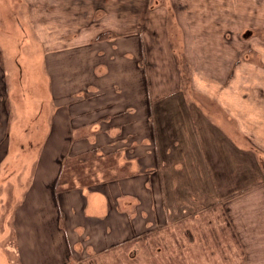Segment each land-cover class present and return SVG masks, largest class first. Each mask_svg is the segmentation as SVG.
Wrapping results in <instances>:
<instances>
[{
  "label": "rangeland",
  "instance_id": "1",
  "mask_svg": "<svg viewBox=\"0 0 264 264\" xmlns=\"http://www.w3.org/2000/svg\"><path fill=\"white\" fill-rule=\"evenodd\" d=\"M239 4L242 9L238 7ZM235 9L240 14H235ZM213 23L216 33L208 31L209 25ZM135 33L145 36L141 38L147 42L148 52H152L161 64L163 75L169 76L170 72L179 71L180 60H187V51L192 66L183 65V76H215L217 81H221L215 82V93L221 87H228L229 83L230 89L236 87L239 90L237 94L243 102H237L238 105L247 108L254 118L249 125L244 123V128H238L240 124L234 115H231L230 110L223 109L216 98L211 101V97L196 86L189 88L204 106H208L215 121L225 128L222 130L227 134L216 129L214 137L224 133L231 138L233 145L235 142L240 148L237 150L234 145L231 146L232 150L236 149V153L238 151L248 156L249 159L244 164L241 163L242 170L248 175L247 184L258 183V175L264 177V133H258L256 128L260 119H264V0H0V72L1 68L7 72L4 75L7 76L4 79L5 97L0 98V106H6L10 117L17 118V130H13L12 135L8 130L11 144L8 142L4 146L17 149L21 160L34 158L37 154V148L46 133L47 104L42 101L38 107L41 114L36 116L39 118L37 127L31 126L28 120L22 122L18 117L24 111V92L38 90L33 94L32 101L45 95V57L48 52L62 49L67 43L81 44L80 47L86 50L90 60L95 58L96 62L101 60L99 57L113 56L117 66L115 62L118 60L125 63L121 53L126 55L128 36L133 38ZM107 64L109 62L102 65L103 68L98 65L101 72L94 75L103 76L108 71H102L107 68ZM112 65L113 61L108 69ZM226 76H230L228 80L223 79ZM55 77L60 85L63 77ZM203 83L208 82L204 79ZM122 85L117 82L112 93L117 94ZM78 87V82H72V90ZM156 87L161 89L163 95L160 96H169L174 91L175 76L171 74L167 81H157ZM94 89H88L90 95L79 92L80 96L67 99L58 97L57 101L65 100L70 103L76 100L75 112L83 110L85 106L96 109L110 103L112 94L98 96L93 94ZM222 90L217 91L216 95L222 93ZM97 93L101 92L97 90ZM86 98L88 100L85 102L88 103L82 104V100ZM26 106L30 108L32 103L27 102ZM117 109L112 107L109 110L114 113ZM103 114L104 110L99 111L98 117ZM59 116L62 117L61 112ZM95 117L97 116L90 114L80 120L87 123ZM125 118L119 117L118 121ZM115 122L116 119L111 118L108 123L102 122L99 129L103 131L105 125ZM73 132L75 134L74 129ZM154 134L156 136L155 131ZM61 136L60 130L57 136L60 145L65 142L61 140ZM77 136L83 137L84 133L80 132ZM104 137L105 134L99 136L103 141ZM136 137L133 139L136 142L135 150L141 155L148 145L142 146ZM191 137L189 130L188 139ZM123 142L97 146L86 151H71L69 156L60 161V165L57 151L52 150L50 154L51 145L47 144L38 169V179L35 187L31 188V200L18 210L16 230L21 238L19 249L24 264H58L59 253L65 254V248L57 237L52 245L49 240H53L54 233L42 224V220L51 217L46 209L45 199L55 167L58 165L60 168L53 182L56 190L75 186L96 189L101 188L98 187L101 185L105 189L119 191L114 185H106L105 181L123 173L125 163L119 158L121 153H118L126 152ZM156 147L158 148L157 145ZM254 155L257 157L256 167L251 161ZM152 158L153 155L148 156L144 164L152 161ZM23 161L26 160L19 161L18 165ZM159 163L163 164L158 161ZM187 168L188 173L193 176H181L180 172L176 178L175 172L173 175L155 170L156 173L148 175V182L142 176L127 180V190L139 195H124L119 202V209L125 210L129 216L128 225L124 215L115 212L113 216L115 220L121 219L123 236L131 235L130 241L120 244L118 248L104 251L92 248L90 251L86 247L88 240L92 247H98L99 242L102 245L105 241L103 231L98 229L99 225L91 227L85 221L79 223V219L73 217V227L82 230L76 237L84 238L87 242H76L77 246L75 244L66 264H238L242 247L240 241L237 245L234 238L239 237L241 231L251 232L254 226L258 231L263 229L264 188H250L226 196L221 193L220 196L199 186L206 181L194 176L192 164L188 163ZM251 169L255 171L250 176L248 172ZM11 170L10 166L1 177ZM211 188L210 186V190ZM4 196H0V217L9 223L16 213L14 183H9L4 189ZM151 199L153 204L149 207ZM245 223L251 227L249 230ZM83 225L87 226V230ZM96 230L99 235L94 234ZM85 231L89 233L86 237ZM13 234L14 229L12 236L8 237L11 246L14 244ZM250 241L246 234L243 235V243H252ZM11 251L12 256L19 258L16 249ZM97 252L101 254L96 256ZM50 258L53 259L50 261ZM13 259L9 260L10 264H18ZM21 261L20 259L19 263L23 264Z\"/></svg>",
  "mask_w": 264,
  "mask_h": 264
},
{
  "label": "crops",
  "instance_id": "2",
  "mask_svg": "<svg viewBox=\"0 0 264 264\" xmlns=\"http://www.w3.org/2000/svg\"><path fill=\"white\" fill-rule=\"evenodd\" d=\"M238 7L242 9L240 4ZM234 13L240 14L236 9ZM213 25L214 23L209 25L208 31L216 33L217 31L213 29ZM141 36L145 37L140 33L133 34V38L128 36L126 55L124 56L121 53V56L126 61L124 63L118 60V62H115L117 66L114 64L116 60H113V56H109V58L105 56L99 57L103 61L94 62L95 58L90 60L86 50L80 47L81 44L67 43L61 47L62 49L47 53L45 57L47 69L45 95H40L41 97H37L40 98L39 100L32 101L33 94L38 90L29 91L28 93L24 92V111L18 117L22 122L28 120L31 126L37 127L39 118L36 116L41 114V111H38V107L43 103L42 101L47 104L45 108L47 119L46 133L42 143L37 148L38 151L34 158L22 159L28 161L27 164L26 161H23L18 165V162L22 161L21 156L18 158V155H20L18 150L10 148V146H4L8 142L11 144L8 130H10L11 135L13 130H17V118L10 117L6 112V106H0V177L6 169L10 166L12 167L10 172H6L0 178V196H4V189L8 187L9 183H14L16 196L15 219L13 217L8 223L0 217V220H2L0 225V264H10L9 260L12 258L18 264H20V259L23 263V255L19 249L21 238L18 230H16L18 210L20 206L31 200V188L32 186L35 187V182L38 179V169L47 144L51 145L50 154L52 150L54 152L55 150L57 151L59 165L60 161L71 154V151H86L97 146H111L119 141H124V148H127L126 152H118L121 153L119 158L121 157L125 163L122 175L110 181H105L106 185H114L119 191H113L108 187V189H105L101 185L98 186L101 188L96 189H84L86 188L84 186H75V188H57L56 190L53 182L60 168L58 165L55 167L50 189H47V199H45L46 209L51 214V217L42 220V224L46 226L48 231L50 230L54 233V236H52L53 240H49L52 245L55 244L54 239L57 237L65 248V254L59 253V259L57 257L58 264H66L68 262L76 242H87L84 238L82 240L76 237L82 230L78 227H73V217H76L77 220L79 219V223L85 221L91 227L99 225L98 229L103 231L105 241L102 245L99 242L98 247L95 245L92 247L91 241L88 240L89 243H87L86 247L88 246L90 251L92 248L95 251L111 250L118 248L120 244L130 241L131 235L123 236L124 229L120 227L121 219L115 220L113 217L115 212L118 215H124L125 220H127L126 224H129L127 212L125 210L121 211L118 207L122 196L137 197L139 195L127 190V180L129 179L135 180V177L142 176L145 177L144 181L148 182V175L156 173L155 170H160L161 172L163 170L164 173H172L173 175V172H175L176 178L179 177L178 174L180 172L181 176H193L188 173L187 164L190 163L195 171L194 176L198 180L206 181L204 185L200 184L199 186L207 188V192L211 191L218 195L222 193L225 194L223 196H226L227 194L244 192L250 188H264L263 175H258V183L247 184L246 177L248 175H246V171L242 170V165L249 159L248 156L238 151L237 153L235 152L236 149H240L235 142L236 149H231V146L234 147V145L231 142V138L224 134L226 132L222 129L225 128L215 121L213 113L210 112L208 106H204L189 88L194 85L198 90L210 96L211 101H215L213 98H216V101L220 103L223 109L230 110L231 115H234L233 117L240 124L238 128H244L243 124L249 125L254 118L249 114L247 108L238 105L237 102H243L237 94L239 90L236 87L230 89L231 85L229 83L228 87L217 89L219 92L224 88L222 93L216 95L218 92L216 91L215 93V82L220 83L221 81H217L215 76H183V65L192 66V61L188 59L187 51V60L184 62L182 59L180 60L179 71L170 72L169 76L163 75L161 64L153 56L152 52H148L149 46ZM97 49H99V46ZM90 52L92 51L90 50ZM111 61H113V65L111 69H108ZM107 62H109L107 68L102 71H108L103 76L101 74L100 76H95L94 74L101 72L100 68H103L102 65ZM98 65L101 67L98 68ZM0 73L2 81L1 98L5 97L6 86L4 79L7 76L4 75L7 72L4 68H1ZM171 74L175 76L174 91L169 96L167 94L160 96L163 94L161 89L158 90L156 87V82L160 80L163 82L167 81ZM55 76L63 77L60 85L57 84L58 81ZM229 77L226 76L223 79L228 80ZM204 79L208 83H203ZM72 82H78L80 87L72 90ZM117 82L123 85L119 86V92L114 94L112 92L115 90ZM224 83L225 81L222 82V84ZM91 88H95L93 94L96 93L98 96L104 97L112 94L110 103L96 109L92 108L93 110L85 106L83 110L75 112L76 100L70 103L69 101L65 102V100L63 102L57 101L58 97L67 99L80 96L78 95L79 92H85V95H90L91 93L88 92L90 91L88 89ZM97 90L101 93H97ZM156 99H158V102H156ZM86 100L88 99L82 100V104L88 103L85 102ZM27 102L32 103L30 108H27ZM166 103L169 105H166ZM112 107H117L118 109L114 113H110L109 109ZM102 110L105 111V114L98 117V112ZM60 112L62 117L59 116ZM2 114H4V117H2ZM90 114L97 117L87 123L80 120L82 117L90 116ZM34 115L36 118H34ZM119 117L126 118L118 121ZM111 118H115L116 122L105 125L104 130L101 131L99 129L101 123H108ZM256 128L258 133H264V119H260L258 124H256ZM125 129L127 130L125 131ZM140 129L142 131H137ZM216 129L224 132L217 138L213 134ZM60 130L62 133L61 140H65L64 144L61 143V145L57 142ZM121 130L124 132L121 133ZM189 130L192 135L190 139H188ZM80 132L84 133L83 137L77 136ZM101 134H105L104 141L99 138ZM140 134L143 136L141 137ZM135 137L140 140L142 146L148 145L141 155L135 150L136 142L133 140ZM156 138L158 142L155 140ZM15 144L13 141L14 146ZM79 145L82 147L79 148ZM152 155V161L144 164L145 159ZM158 161L163 162V164H158ZM251 161L256 167L257 157L255 155L251 157ZM254 171L251 169L248 172L249 175H253ZM210 186L212 187L211 190ZM143 187H146V185L143 184ZM121 188L123 189L121 190ZM152 204L153 200L150 202L149 207ZM108 220H110V223H108ZM254 221L256 222V219ZM262 223L264 225V221ZM244 225L248 230L251 228L247 226V223ZM84 227L87 230V226ZM13 229L15 230V234H13V246L15 248L9 244L8 239L10 235L12 236ZM97 233L98 230L94 234L99 235ZM88 234L85 231V237ZM245 234L252 243H243V235ZM234 239L237 245L238 241H240L242 247V254L238 264H264V226L260 231L255 226L254 230L251 228V232L243 233L241 231L239 237ZM12 249L13 251L16 249L19 258L12 256ZM100 254L101 252H97L96 256ZM52 259L50 258V261ZM27 264L32 263L28 262Z\"/></svg>",
  "mask_w": 264,
  "mask_h": 264
},
{
  "label": "bare ground",
  "instance_id": "3",
  "mask_svg": "<svg viewBox=\"0 0 264 264\" xmlns=\"http://www.w3.org/2000/svg\"><path fill=\"white\" fill-rule=\"evenodd\" d=\"M216 23H218V20H216Z\"/></svg>",
  "mask_w": 264,
  "mask_h": 264
}]
</instances>
